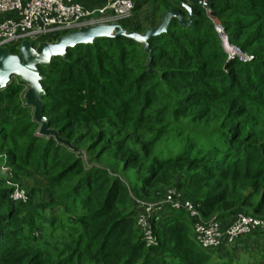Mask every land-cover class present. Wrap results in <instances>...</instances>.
I'll return each instance as SVG.
<instances>
[{
    "label": "trees",
    "instance_id": "trees-1",
    "mask_svg": "<svg viewBox=\"0 0 264 264\" xmlns=\"http://www.w3.org/2000/svg\"><path fill=\"white\" fill-rule=\"evenodd\" d=\"M168 9L186 16L178 0H157L153 15ZM192 12L188 27L172 20L148 40L149 71L142 48L121 38L76 45L38 67L42 116L72 150L36 136L22 82L0 90V168L12 174H0V264H247L199 248L183 211L166 210L152 223L169 249L146 248L127 209L122 179L133 169L141 190L174 178L204 219H264V0L211 3L227 42L251 57L246 63L226 60L204 10ZM23 170L45 186L30 189L25 206L6 187ZM37 222L44 233L33 239Z\"/></svg>",
    "mask_w": 264,
    "mask_h": 264
},
{
    "label": "built area",
    "instance_id": "built-area-1",
    "mask_svg": "<svg viewBox=\"0 0 264 264\" xmlns=\"http://www.w3.org/2000/svg\"><path fill=\"white\" fill-rule=\"evenodd\" d=\"M133 7L132 0H102L100 6L90 8L74 0H0V47L16 48L22 40L36 46L47 35L59 36L94 24L119 23L130 17ZM214 28L221 35V29ZM224 53L228 59L233 58L239 63L251 60L237 48L228 47ZM9 186V199L24 202L26 195L23 189L13 184ZM133 204L134 224L146 248L155 245L152 223L157 222L166 210L185 213L192 238L202 250L230 247L245 237L264 235V219L243 213H236L224 225L214 218L204 219L196 207L176 191H169L149 204L138 201H133Z\"/></svg>",
    "mask_w": 264,
    "mask_h": 264
},
{
    "label": "water",
    "instance_id": "water-1",
    "mask_svg": "<svg viewBox=\"0 0 264 264\" xmlns=\"http://www.w3.org/2000/svg\"><path fill=\"white\" fill-rule=\"evenodd\" d=\"M212 1L214 0H178L180 8L186 14L185 17L178 10L168 9L161 15L155 27L149 26L140 33L126 30L119 23L112 22L82 27L59 35L49 42H39L36 46L22 40L16 46L15 54H10L6 46H1L0 90L10 83L11 78L22 82L25 87L22 100L24 105L31 109L32 121L38 125L36 136L52 137L56 143L72 150L68 143L58 137L56 131L48 127V120L42 116L41 98L44 95V90L40 85L42 76L38 72V67L45 68L53 58H63L65 51L76 45H92L96 39L121 38L131 40L142 48V51L147 55L146 65L149 71L152 54L148 47V40L166 34L172 20L181 28L188 27L194 20L192 7H200L210 16ZM77 153L84 156L83 151H77Z\"/></svg>",
    "mask_w": 264,
    "mask_h": 264
},
{
    "label": "rangeland",
    "instance_id": "rangeland-1",
    "mask_svg": "<svg viewBox=\"0 0 264 264\" xmlns=\"http://www.w3.org/2000/svg\"><path fill=\"white\" fill-rule=\"evenodd\" d=\"M133 1H135L134 4H136L137 1H141V0H133ZM142 1H145V2L140 3V6L136 10H134L133 13H131L128 20L126 22H124L123 27L128 28V27L133 26V25L134 26L139 25L142 27V30H144L145 28H147L149 26L155 27L158 24L160 18L158 19L157 14L153 15V10L156 8L157 0H142ZM205 14L207 15V17L210 20L213 27L217 26L221 29V35L218 34V32L216 31L215 28H214V31L217 34V37L219 39L220 46H221L222 50L224 51L225 49H228V47L239 49L238 47L231 45L227 42L226 34L223 32L222 28L219 26L217 20L212 19L211 14H210V16H208L207 13H205ZM50 38H52V36L47 35L46 37H43L42 40H43V42H49V41H51V40H49ZM226 60H235V59L226 58ZM11 79H16V78H11ZM0 174H2L4 176H10V177L12 176L10 170L8 168H4V167L0 168ZM122 180H123L125 187L127 188V191H128V207H127V209H129V210H134L133 201H138L141 203L149 204V203H152L156 200L161 199L169 191H176L183 199H185V200H187L193 204L192 198L187 197L184 194L183 189H179V188L175 187L176 183H175L174 178L169 183L157 184L155 186L149 187L147 190H141L140 186L138 185L137 176H135L133 169L128 170L124 174ZM12 184L17 185L21 189H23L24 195H27V193L30 192V189H35L38 187H39L38 189H42V193H44L43 191H44L45 186H44V182L42 181V179L37 177L36 175L30 173V171H28V170H23L22 174L17 177L16 182H13ZM6 187L10 189L9 184H6ZM42 196L43 195H41V193H39L38 197H36V199L32 200L34 202V204ZM27 201H28V198L26 196L25 201L22 203H19V204L21 206H25ZM43 216H44V218L48 219L47 213L43 214ZM36 225H38V229H37L38 231L32 230L29 233L30 238L34 239L36 237H41L44 233V225H42V222H37ZM185 226H186L185 233L186 234L190 233V226L187 223H185ZM134 227H135V229H137L135 224H134ZM138 234L140 235V238H141V233L139 230H138ZM154 236H156L155 237V245L153 247H150V248H155L156 252H163V251L166 252L169 249L167 239H164L163 237H161L159 232ZM249 237L252 238V236H249ZM35 245H37V243Z\"/></svg>",
    "mask_w": 264,
    "mask_h": 264
},
{
    "label": "crops",
    "instance_id": "crops-1",
    "mask_svg": "<svg viewBox=\"0 0 264 264\" xmlns=\"http://www.w3.org/2000/svg\"><path fill=\"white\" fill-rule=\"evenodd\" d=\"M80 2L82 5L87 4L85 0H80ZM228 220L229 217L224 218L222 223L227 222ZM188 234L192 237L191 233ZM219 250H223L222 252L233 255L247 264H264V235L252 238L246 237L237 241L233 246L223 247Z\"/></svg>",
    "mask_w": 264,
    "mask_h": 264
}]
</instances>
